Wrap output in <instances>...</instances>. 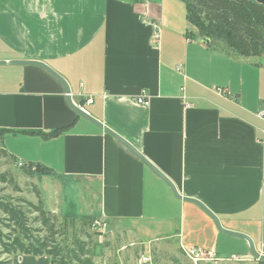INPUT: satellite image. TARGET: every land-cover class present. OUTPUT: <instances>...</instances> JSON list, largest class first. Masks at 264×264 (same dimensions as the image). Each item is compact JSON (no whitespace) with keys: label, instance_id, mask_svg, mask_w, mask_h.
I'll list each match as a JSON object with an SVG mask.
<instances>
[{"label":"crops","instance_id":"obj_1","mask_svg":"<svg viewBox=\"0 0 264 264\" xmlns=\"http://www.w3.org/2000/svg\"><path fill=\"white\" fill-rule=\"evenodd\" d=\"M165 1L0 0V130L8 131L1 148L16 163L52 170L44 202L55 215L96 216L110 232L198 248L214 264H264L247 240L222 232L114 136L75 113L47 70L10 64L40 61L54 70L75 105L264 255V53L211 51L189 35L197 31L186 17L165 11ZM143 95L149 105L137 102ZM67 182L83 192L87 214L62 210ZM234 255L241 261H221Z\"/></svg>","mask_w":264,"mask_h":264},{"label":"trees","instance_id":"obj_2","mask_svg":"<svg viewBox=\"0 0 264 264\" xmlns=\"http://www.w3.org/2000/svg\"><path fill=\"white\" fill-rule=\"evenodd\" d=\"M182 1L186 7V20L197 31L189 35L210 40L208 47L211 51L242 58H256L264 53V5L257 0ZM64 131L65 128H62L43 136L52 138ZM6 132L0 130V144ZM0 154L11 158L3 148ZM21 168L31 177L36 173H52L51 169L42 165L29 164ZM1 178L5 181L6 175ZM35 193L38 202L25 201L26 206L0 197V211L4 215L0 225L9 230L3 233L0 227L2 253L9 256H46L51 264H95L94 250L97 244L93 238L98 237V233L91 231L93 221L99 217L64 216L67 222L78 221V230L69 235L65 223H61L55 214L45 208L41 191L36 189ZM33 214L36 216L31 219Z\"/></svg>","mask_w":264,"mask_h":264},{"label":"rangeland","instance_id":"obj_3","mask_svg":"<svg viewBox=\"0 0 264 264\" xmlns=\"http://www.w3.org/2000/svg\"><path fill=\"white\" fill-rule=\"evenodd\" d=\"M164 8L169 14L173 13L179 17H186V7L182 0H166ZM192 27H190L191 31H193ZM21 169L12 158L3 157L0 154V197L11 201L13 204L26 206L25 201L34 204L38 202L35 193V190L38 189L41 191L44 199V195L48 191L47 187L49 186L47 183L54 180L46 178L48 175L40 173H36L35 176L31 177L23 173ZM2 175H6L5 181L2 180ZM63 186H65V194L61 201L65 204V209L62 210L69 209L77 215L87 214L84 200H82L84 198L83 192L79 187H76V183L67 182ZM35 216L36 214H33L30 217L33 219ZM56 216L61 223H65L69 235L74 234L78 230V221L73 223L67 222L64 220L65 215L63 216L62 213H58ZM3 217L4 215L0 211V219ZM0 227L3 233L9 232L3 225H0ZM91 232L98 233L94 230ZM93 241L97 244L94 250L95 264H195L191 257L186 255L181 248L176 247L174 243L168 246L161 244L145 245L135 241V239H132L128 235L118 234L117 232H109L105 235L98 233V237L93 238ZM26 257L28 256L5 255L2 253L0 247V264L27 263L28 260H25L23 263L20 262L21 259L24 260ZM36 258L41 259V257ZM42 258L48 257L44 256ZM214 263L213 261L198 264ZM47 264H51V262L48 260Z\"/></svg>","mask_w":264,"mask_h":264},{"label":"water","instance_id":"obj_4","mask_svg":"<svg viewBox=\"0 0 264 264\" xmlns=\"http://www.w3.org/2000/svg\"><path fill=\"white\" fill-rule=\"evenodd\" d=\"M257 2L259 4L264 5V0H257ZM203 42H205L206 44L210 43V40H204L202 39ZM1 64H5L4 61L0 62ZM10 64H16V65H34V66H40L42 68H44L45 70H47L50 74H52L56 79H58L66 88L67 91V97H68V104L71 107V109L77 113L78 115L84 117L85 119H87L88 121H90L91 123H93L94 125L98 126L99 128L104 129V131H106L107 133H109L110 135L114 136L122 145H124L127 149H129L132 153H134L137 157H139L140 159H142L156 174H158L163 180H165L170 187L172 188L174 194L176 195V197H178L179 199H183L185 201H189V202H193L197 205H199L217 224L218 228L227 234L236 236V237H240L243 238L245 240L248 241L249 245H250V249L254 255L255 258L264 261V255L258 253V251L255 248V245L253 243V241L244 234L241 233H237V232H231V231H226L222 228L219 219L211 212L209 211L202 203H200L197 200L194 199H190L187 197H182L177 189L175 188V186L162 174L160 173L151 163H149V161H147L145 159V157L143 155H141L132 145H130L127 141H125L123 138H121L119 135H117L116 133H114L113 131H111L110 129H108L107 127H104L102 125L101 122H99L98 120H96L95 118H93L91 115H89L86 111H84L80 106H77L73 103L72 98H71V92H70V88L69 85L67 84V82L60 76L58 75L54 70H52L50 67H48L46 64L40 62V61H28V60H16V61H11Z\"/></svg>","mask_w":264,"mask_h":264},{"label":"built area","instance_id":"obj_5","mask_svg":"<svg viewBox=\"0 0 264 264\" xmlns=\"http://www.w3.org/2000/svg\"><path fill=\"white\" fill-rule=\"evenodd\" d=\"M218 91L223 93L222 89H218ZM87 102H88V104H91L93 102V100L89 99ZM137 102L140 103V104H143V105H149V101L145 100V96L144 95L142 97L138 98ZM81 108L85 111V108H83V107H81ZM259 116L261 118H264V111H261L259 113ZM24 165L25 164H23V163H18L19 167H23ZM92 230L98 232L99 234H104V235L110 232L106 221L104 219H102V218H97V219H95L93 221ZM181 249L185 252L186 255L191 257V259L193 260V262L195 264H198V263H201V262H211V261H216L217 260L212 255H210V254H208V253H206L204 251H201L198 248H194V247L185 248V247H182ZM226 260H228V261H241L240 257H238L236 255L231 256L230 258H227V259H223L221 261H226Z\"/></svg>","mask_w":264,"mask_h":264}]
</instances>
